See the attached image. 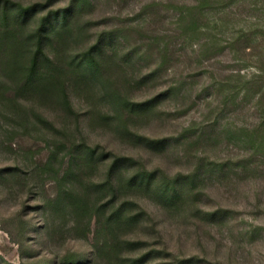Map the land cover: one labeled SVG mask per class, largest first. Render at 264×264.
Segmentation results:
<instances>
[{
  "label": "rangeland",
  "instance_id": "1",
  "mask_svg": "<svg viewBox=\"0 0 264 264\" xmlns=\"http://www.w3.org/2000/svg\"><path fill=\"white\" fill-rule=\"evenodd\" d=\"M15 1L39 3L19 35L67 16L47 49L65 61L73 108L21 90L0 46V264H264V0ZM98 41L107 67L86 78L74 55ZM86 143L134 158L121 186L153 173L118 199L142 207L126 205L133 222L65 197H112L111 159L66 174ZM176 185L185 193L169 200Z\"/></svg>",
  "mask_w": 264,
  "mask_h": 264
},
{
  "label": "trees",
  "instance_id": "2",
  "mask_svg": "<svg viewBox=\"0 0 264 264\" xmlns=\"http://www.w3.org/2000/svg\"><path fill=\"white\" fill-rule=\"evenodd\" d=\"M3 1L0 4V46L7 40L9 44L7 61L5 62L7 75L16 78V83L21 90L33 91L48 99H53L54 96H58V100H62L64 105L72 109L73 105L70 100L67 85L61 75L63 71H66L64 66L65 61L51 56L47 49L50 43L52 44L55 40L63 38L62 31L66 28L67 16L60 17L55 12L52 17L40 20L36 27L30 28L26 33L20 32L21 34L19 35V33H16V28H22L23 26L28 28V23L31 22L30 18L33 16L36 6L39 3L25 5L15 0ZM11 6H14L13 9ZM5 24L8 25L3 27L2 25ZM108 40L110 42V38ZM103 44V42L98 41L83 53L74 55L73 62L75 65H72L75 67L74 70L81 69L83 76L86 78L92 77L94 79L95 76L102 74L107 67L105 57L106 49H104ZM57 71H61V73H57ZM144 104V102L131 103V105L137 106H143ZM120 105L121 102L119 99H117L115 105L113 104L117 112H120ZM32 109L40 119L48 122L45 116L36 111L35 108ZM122 115L124 114L122 113ZM85 146L88 151L82 153V155L81 152L79 155L72 153L66 174L75 171V168L78 166V161L81 158L89 162L90 165L100 158L103 160L111 159L108 163V179L105 183H108L112 188V197L109 201L100 203L92 197L90 192H76L72 189L65 192V197L75 201V205L71 206L79 214L85 215L90 211L93 212L95 208L105 212L110 207L109 221L112 220L115 224H121L127 220L133 222L140 213H130L126 209V205L135 204L140 206V204L130 198H126L124 202H120L118 199L124 193L123 188H131L134 184L150 187L153 181V173L146 169L143 172L129 177L126 182H122L121 186L116 174H121L122 164L127 161H133L134 158L117 154L111 150L103 149V151L99 152L98 145L92 146L86 143ZM97 184L101 185L99 183ZM184 186L176 185V187H172V191L170 190L165 195L168 196L169 200L178 199L185 193ZM63 196L61 193L55 201L61 204ZM140 208L142 207L140 206ZM143 212L147 213L146 210ZM219 213L220 211H213L211 215L221 216V214L218 215Z\"/></svg>",
  "mask_w": 264,
  "mask_h": 264
}]
</instances>
